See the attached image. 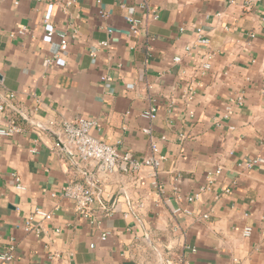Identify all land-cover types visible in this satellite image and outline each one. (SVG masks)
Segmentation results:
<instances>
[{"label": "crops", "instance_id": "obj_1", "mask_svg": "<svg viewBox=\"0 0 264 264\" xmlns=\"http://www.w3.org/2000/svg\"><path fill=\"white\" fill-rule=\"evenodd\" d=\"M196 27L209 44L186 53ZM49 28L68 38L51 62L59 39ZM207 50L211 68L201 74ZM234 96L242 103L227 114ZM0 101V125L11 116L22 128L0 138V250L15 240L0 264H264V2L0 0ZM150 107L154 115L141 117ZM78 117L136 158L154 143L164 194L149 167L105 173L66 156L60 130ZM253 158L252 169L236 165ZM217 167L213 184L187 201ZM68 183L91 186L88 216L60 195ZM37 207L51 217L27 229Z\"/></svg>", "mask_w": 264, "mask_h": 264}, {"label": "built area", "instance_id": "obj_2", "mask_svg": "<svg viewBox=\"0 0 264 264\" xmlns=\"http://www.w3.org/2000/svg\"><path fill=\"white\" fill-rule=\"evenodd\" d=\"M16 4L18 0H13ZM264 2V0H246V3H257ZM69 3V2H68ZM102 13V11H100ZM152 18H157L156 15H153ZM126 21L129 25V31L132 34H136L138 32V20L132 18L131 16L126 17ZM24 28L17 30L18 33H22ZM182 30V28H181ZM56 34L59 39V51L55 53L51 58L47 59V62H51L56 59L59 55L60 51H63L67 47V36L64 32L59 31L56 32L53 28H49L46 35L51 36ZM196 39L191 44H187L184 46V51L186 53H190L192 49H195L199 46H207L209 44V37L204 33L202 28H195ZM13 35V34H11ZM106 42H100L99 45H105ZM213 58V53L211 50H207L203 54V59L201 62V66L199 68V72L204 74L211 68V60ZM174 62H180L181 57L176 55L173 57ZM101 79H106L105 77H101ZM241 96H234L229 99V105L226 106L225 111L227 114L231 112V108L233 105H240L242 103ZM6 109V105L0 101V117L4 113ZM155 109L154 107H150L149 109L143 111L141 113V117L144 119H150L154 115ZM49 125H52L50 122ZM97 127V123L95 120L87 119V118H75L73 120H67L63 122L61 127V142H62V150L66 156L69 158L75 159L76 161H93L97 164L98 169L101 172L105 173H113L115 171H123V172H137L142 167L146 166L151 168L153 179L151 180V185L157 191L159 196L164 194L163 185L160 184L157 178L158 170L160 167V163L163 160V156L158 154L157 146L151 142L150 151L148 154L144 155L141 158L134 157L128 151H119L116 145L108 144L101 139L96 138L91 134V130ZM22 131L19 123L16 122L13 117H6L5 123L0 125V138L8 137L19 133ZM149 130H144V132H148ZM32 151L34 149L32 148ZM258 163V159H247L240 160L237 162V167H241L244 169H252ZM219 171L217 167L214 172H209L206 175V184L204 186L199 187L198 191L187 195L185 198L187 201L191 202L199 198L202 191L207 189L209 186L213 184L214 181V173L216 174ZM14 182L15 188L17 190H23L24 186L21 182L20 177L16 173L11 174ZM177 179V178H176ZM174 193L177 192V188L173 189ZM225 192H228V189H225ZM60 195L64 198L71 199L74 201L75 208L79 211L83 216H88V205L91 203L94 195V191L91 186H84L81 183H68L63 186L60 190ZM178 197V195H177ZM185 212L189 213L188 210H182L180 207L176 206L173 210V213ZM51 217V214L42 209L35 208L32 213H30L26 217L27 229L29 228V223L33 221L35 218H41L43 220H48ZM203 217H207V214H203ZM57 231V230H56ZM252 232L251 227H244L242 230V234L244 236H249ZM109 232H104L101 236V240H105L106 236ZM14 238L9 239L8 246L0 250V262H8L13 258V250H14ZM165 264H188L183 260L177 261H168L165 260Z\"/></svg>", "mask_w": 264, "mask_h": 264}, {"label": "water", "instance_id": "obj_3", "mask_svg": "<svg viewBox=\"0 0 264 264\" xmlns=\"http://www.w3.org/2000/svg\"><path fill=\"white\" fill-rule=\"evenodd\" d=\"M13 109H14L15 111H17V113L20 115V117H21L22 119H24L25 121H27V122H29V123H31V124L34 123V122H33L30 118H28L23 112H21V111L15 109V108H13Z\"/></svg>", "mask_w": 264, "mask_h": 264}]
</instances>
